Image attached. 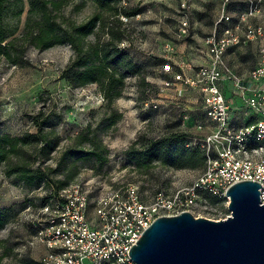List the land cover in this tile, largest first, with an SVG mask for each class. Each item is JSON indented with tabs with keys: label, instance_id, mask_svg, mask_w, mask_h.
Returning <instances> with one entry per match:
<instances>
[{
	"label": "rangeland",
	"instance_id": "rangeland-1",
	"mask_svg": "<svg viewBox=\"0 0 264 264\" xmlns=\"http://www.w3.org/2000/svg\"><path fill=\"white\" fill-rule=\"evenodd\" d=\"M221 4V0H191L189 31L179 37L177 0H121L123 8L135 13L119 16L126 33L123 41L128 43L123 50L141 73L125 74L120 96L110 99L103 95L99 83L87 81L76 86L62 76L76 55L68 43L36 48L19 42L16 63L0 54V136L36 133L34 119L38 117L41 134L48 142L43 153L38 149L45 141L36 149L18 145V153L8 155L12 161L22 157L30 168H40L39 176L30 183L20 181L0 161V218L4 220L0 264H40L46 249L35 240L34 224L38 207L55 188L52 181H64V186L80 182L91 190V196L134 184L145 201L160 191L170 195L192 185L204 170L203 161L193 168L176 167L137 154L129 156L127 150L133 145L143 150L151 141L171 134L192 133L198 121H204L197 94L178 84L164 89L163 82L171 80L181 64H207L204 40L212 32L216 37L222 35L221 26L215 25ZM227 7L237 16L246 10L247 2L234 1ZM258 7L260 14L252 21L263 24L264 1ZM29 8L28 0H10L4 21L14 36L23 33ZM98 12L90 0H67L54 14L66 29L71 21L85 22ZM86 40L95 37L91 34ZM260 57L258 40L231 46L223 54L238 75L252 70ZM208 130L205 127L199 134ZM200 197L206 207L196 214L210 219L229 214L223 200L206 192ZM92 210L91 203L90 213Z\"/></svg>",
	"mask_w": 264,
	"mask_h": 264
},
{
	"label": "built area",
	"instance_id": "built-area-1",
	"mask_svg": "<svg viewBox=\"0 0 264 264\" xmlns=\"http://www.w3.org/2000/svg\"><path fill=\"white\" fill-rule=\"evenodd\" d=\"M177 1V32L184 37L189 31L191 0ZM234 1L247 2L246 10L237 16L227 7ZM263 1L221 0L215 25L221 26L222 35L216 37L212 32L205 38L207 64H181L172 79L163 82L164 89L178 84L200 99L199 109L205 119L198 121L184 144L202 150L206 160L192 185L170 195L160 191L149 201L143 200L134 184L98 196H91V190L80 182L60 189L48 204L38 207L35 240L46 249L41 264H135L128 251L158 216L187 211L195 218L206 217L196 214L206 207L201 204L200 193L215 196L227 206L228 188L243 180L260 183L264 203V23L252 21L259 16L258 6ZM253 40L259 41L260 60L249 72L235 74L223 58L224 51ZM127 44L122 41L119 47ZM205 127L209 130L200 135Z\"/></svg>",
	"mask_w": 264,
	"mask_h": 264
},
{
	"label": "trees",
	"instance_id": "trees-1",
	"mask_svg": "<svg viewBox=\"0 0 264 264\" xmlns=\"http://www.w3.org/2000/svg\"><path fill=\"white\" fill-rule=\"evenodd\" d=\"M28 1L30 8L25 29L20 36H14L15 33L8 28L4 21L10 0H0V54L9 61L13 63L18 61L17 44L19 42L33 45L36 48H48L68 43L76 55L64 69L62 76L76 86L87 81L99 83V87L107 99L120 96L125 74L139 76L141 73L140 67L129 59L126 52L119 47L126 36L119 16L124 15L127 18L135 14H131L123 8L120 5L121 0H90L100 12L92 15L85 22L71 21L66 29L62 28L56 20L57 15L54 12L58 11L67 0ZM91 34L94 35L95 40H86V37ZM104 34L106 38H102ZM140 81L144 83V77L140 78ZM112 89L114 92H111ZM37 119L38 117L34 119L38 126L36 133L26 132L23 136L16 137L0 136V161H3L10 172H14L20 181L26 183L32 182L39 176L40 168H30L28 162L22 157L20 160L12 161L8 155L17 154L18 145H30L36 149L39 143L45 141L41 134V122H38ZM187 137L188 134L185 132L171 134L151 141L143 150H137L133 145L127 150V154L129 156L137 154L141 159H153L162 164L176 167L193 168L203 161L205 167L206 160L203 151L184 146L188 140ZM47 146L48 142L45 141V145L41 146L38 152L43 153ZM91 154L92 152H89V155ZM50 183L55 185V188L48 192L39 207L48 204L60 189L67 186H64L66 184L64 181L59 180ZM3 221L0 218V227ZM26 264L31 263L26 262Z\"/></svg>",
	"mask_w": 264,
	"mask_h": 264
},
{
	"label": "water",
	"instance_id": "water-1",
	"mask_svg": "<svg viewBox=\"0 0 264 264\" xmlns=\"http://www.w3.org/2000/svg\"><path fill=\"white\" fill-rule=\"evenodd\" d=\"M257 181L231 185L225 219L158 216L129 249L135 264H264V203Z\"/></svg>",
	"mask_w": 264,
	"mask_h": 264
}]
</instances>
